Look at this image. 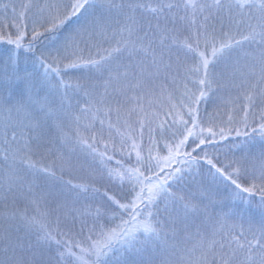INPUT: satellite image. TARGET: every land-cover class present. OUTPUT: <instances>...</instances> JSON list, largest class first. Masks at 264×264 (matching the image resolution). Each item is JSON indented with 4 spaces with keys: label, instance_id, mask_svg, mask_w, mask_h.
Listing matches in <instances>:
<instances>
[{
    "label": "snow or ice",
    "instance_id": "obj_1",
    "mask_svg": "<svg viewBox=\"0 0 264 264\" xmlns=\"http://www.w3.org/2000/svg\"><path fill=\"white\" fill-rule=\"evenodd\" d=\"M0 46V264H264V0H0Z\"/></svg>",
    "mask_w": 264,
    "mask_h": 264
},
{
    "label": "rangeland",
    "instance_id": "obj_2",
    "mask_svg": "<svg viewBox=\"0 0 264 264\" xmlns=\"http://www.w3.org/2000/svg\"><path fill=\"white\" fill-rule=\"evenodd\" d=\"M258 147H259V145L257 144L255 146V149L258 150ZM245 148H246V146H245ZM234 151H235L236 155H240L241 149H239V148L238 149H234ZM210 180H211L210 177L205 176V182L206 183L210 182ZM254 212H255V215L257 216V218H259V212H258V210H254Z\"/></svg>",
    "mask_w": 264,
    "mask_h": 264
},
{
    "label": "trees",
    "instance_id": "obj_3",
    "mask_svg": "<svg viewBox=\"0 0 264 264\" xmlns=\"http://www.w3.org/2000/svg\"><path fill=\"white\" fill-rule=\"evenodd\" d=\"M4 54H5V47L4 46H0V55H4Z\"/></svg>",
    "mask_w": 264,
    "mask_h": 264
}]
</instances>
